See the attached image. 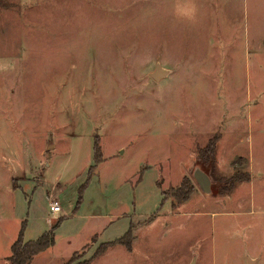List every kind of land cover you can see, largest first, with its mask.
<instances>
[{
  "label": "rangeland",
  "instance_id": "rangeland-1",
  "mask_svg": "<svg viewBox=\"0 0 264 264\" xmlns=\"http://www.w3.org/2000/svg\"><path fill=\"white\" fill-rule=\"evenodd\" d=\"M59 219L30 264H264V0H0V264Z\"/></svg>",
  "mask_w": 264,
  "mask_h": 264
},
{
  "label": "trees",
  "instance_id": "trees-1",
  "mask_svg": "<svg viewBox=\"0 0 264 264\" xmlns=\"http://www.w3.org/2000/svg\"><path fill=\"white\" fill-rule=\"evenodd\" d=\"M95 154H96V162H100L101 155L100 152L98 153L96 150L95 145ZM93 167L90 168V174L93 173L94 168L96 165H92ZM247 180V179H246ZM184 192L180 193V191ZM191 192L188 189L187 183L183 182V184L179 188V196L177 198L179 203H183L189 199ZM62 219H59L52 228L41 235L39 238L34 240H24V228L21 230L17 240L12 245V254L8 258L9 264H30L33 258L39 254L40 252L48 249L55 243V230L61 224ZM105 250V249H103ZM90 260L84 261V264H89Z\"/></svg>",
  "mask_w": 264,
  "mask_h": 264
},
{
  "label": "crops",
  "instance_id": "crops-1",
  "mask_svg": "<svg viewBox=\"0 0 264 264\" xmlns=\"http://www.w3.org/2000/svg\"><path fill=\"white\" fill-rule=\"evenodd\" d=\"M203 169V168H202ZM204 170V169H203ZM205 171V170H204ZM206 172V171H205ZM207 173V172H206ZM211 178V177H210ZM250 180H251V177H250V179L248 180L249 182H250ZM253 182V181H252ZM252 182H251V184H252ZM200 186V185H199ZM201 190H202V192L203 193H206L205 191H203V189L201 188ZM206 194H209V193H206ZM188 201V200H187ZM186 201V202H187ZM185 202V203H186ZM183 207V206H182ZM182 207H179L178 209H176L175 211H174V209L171 207V210L173 211V213H180V211H181V208ZM195 211H197L196 213H194V211H185V212H187V213H189V215H192V217H194V221L197 223L198 221H200V220H202V218H201V216H205L204 215V213L203 214H201L200 212H199V210H195ZM200 211H202V210H200ZM212 211V215L211 216H213V218H215V220L217 219V217H218V215H216V212H213V211H216V210H211ZM161 212V211H160ZM159 212V216H161L162 214ZM184 212V211H183ZM184 212V213H185ZM207 212V211H206ZM52 213V212H51ZM207 215H208V212H207ZM159 216H157L156 218H155V220L159 217ZM154 220V221H155ZM214 220V221H215ZM135 239H133V240H131L130 241V244H132L133 243V241H134ZM260 262H261V260H260V258H259V256L258 255H254V254H251L250 252H246V257H245V259H244V262L242 263V264H260ZM186 264H199V255L197 254V252L195 251V253H192L189 257H188V260H187V262H186Z\"/></svg>",
  "mask_w": 264,
  "mask_h": 264
},
{
  "label": "water",
  "instance_id": "water-1",
  "mask_svg": "<svg viewBox=\"0 0 264 264\" xmlns=\"http://www.w3.org/2000/svg\"><path fill=\"white\" fill-rule=\"evenodd\" d=\"M167 72L168 71L165 68L158 66L156 71L152 74V77L155 80H160L167 75ZM194 177L203 191H205L206 193H210L212 191V180L209 174L206 173L202 168H197L195 170Z\"/></svg>",
  "mask_w": 264,
  "mask_h": 264
},
{
  "label": "built area",
  "instance_id": "built-area-1",
  "mask_svg": "<svg viewBox=\"0 0 264 264\" xmlns=\"http://www.w3.org/2000/svg\"><path fill=\"white\" fill-rule=\"evenodd\" d=\"M51 212L53 214H56L60 211H62V206L58 201H52L50 204Z\"/></svg>",
  "mask_w": 264,
  "mask_h": 264
},
{
  "label": "clouds",
  "instance_id": "clouds-1",
  "mask_svg": "<svg viewBox=\"0 0 264 264\" xmlns=\"http://www.w3.org/2000/svg\"><path fill=\"white\" fill-rule=\"evenodd\" d=\"M194 15H195V9H193V18H194Z\"/></svg>",
  "mask_w": 264,
  "mask_h": 264
}]
</instances>
